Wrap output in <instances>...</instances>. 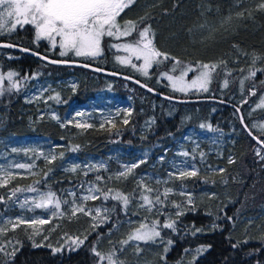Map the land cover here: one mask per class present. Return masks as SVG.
Listing matches in <instances>:
<instances>
[{
    "label": "trees",
    "instance_id": "16d2710c",
    "mask_svg": "<svg viewBox=\"0 0 264 264\" xmlns=\"http://www.w3.org/2000/svg\"><path fill=\"white\" fill-rule=\"evenodd\" d=\"M235 1L155 0L141 7V13L136 15L137 32L148 28L157 50L169 57L152 67L151 81H156L162 71L171 70L175 60L215 65L210 86L219 95L201 97L223 99L238 105L252 132L264 141V134L257 133L250 125L254 117L249 115L247 104L239 105L251 88L257 87L254 99L264 93V11L253 9L234 16L228 26L216 27L217 36L208 38L206 32L205 40H200L193 32L198 24L207 21L217 23L219 17L234 12L237 9ZM24 35L29 37L30 44L22 45L45 54L47 43H40L35 48L33 27L30 25L11 34H0V41H13L11 36L19 38ZM109 40L105 37V47ZM7 54L16 57L8 58ZM0 71H12L16 75L15 83L18 82L14 85L6 81L0 86V134L50 137L61 140L68 148L66 153L61 152L54 160L41 163L40 177L16 178L0 186V215L13 213L9 205L14 198L12 196L16 197L23 189L33 185L52 191L65 199L68 206V190H77L92 182L101 190L96 203L101 201L116 205V210L99 226L91 225V217L76 214L57 219L58 226L54 229L51 227L55 226V222L50 223L40 235H35L24 225L9 228L0 236V249H3L0 251V264H110L108 257L112 253L127 250L126 245L121 244L123 235L119 233L121 226H128L124 218L145 216L141 210L128 211L129 203H135L134 196L140 184L138 176L145 170H153L160 171L167 178V160L177 141L189 128L201 125L236 137L224 147L219 159L211 160L221 166L220 171H201L195 176L173 179L177 189L186 188L192 191V195L169 196V202L161 205L164 213L146 214L147 221L160 233L161 242L153 244L160 248L155 250L154 264L183 260H187L186 264H264V159H261L264 148L245 130L234 107L215 101L176 103L159 98L123 79L84 68L52 65L6 48H0ZM34 73L41 78L50 76L56 80L71 75L77 78L74 92L61 88L56 97V106L63 112L73 101L83 103L100 90L112 89L122 98H134L132 114L127 123L95 126L82 133L69 125L62 127L52 119L35 121L31 112L27 111L32 105L24 101L22 89L25 80H29ZM147 84L169 94L163 85ZM259 113L261 115L255 118L263 117L264 109ZM148 121L151 125L145 129ZM114 145H123L129 152L146 151L148 157L128 178L118 179L114 174L117 166L108 155ZM71 153L82 157L89 153L99 155L108 160L109 167L90 173L66 170L64 161ZM204 190L213 192L214 196L204 195ZM118 195L127 197V204L123 199H117ZM177 210L181 213L174 215L173 211ZM169 223L174 227H164ZM198 227L204 230L198 232ZM109 237L111 241H107ZM198 247L205 249L200 254L190 251ZM57 248L62 251L54 252ZM96 252L100 255L97 256ZM135 259L132 255L124 262L133 264Z\"/></svg>",
    "mask_w": 264,
    "mask_h": 264
},
{
    "label": "rangeland",
    "instance_id": "374dc122",
    "mask_svg": "<svg viewBox=\"0 0 264 264\" xmlns=\"http://www.w3.org/2000/svg\"><path fill=\"white\" fill-rule=\"evenodd\" d=\"M155 0H134L127 8H124L117 16L116 23L119 25L120 31L117 32L116 29L113 31L116 33L114 36L104 35L101 39V51L100 54L92 55H75L73 50H66L60 46V37L53 34V38L50 39L43 34L37 39V30L33 24H16L13 28L12 25L15 22L16 17H8L4 13L3 9H0V16L3 20L0 21V34H11L17 31L19 28H23L26 25L33 27V45L38 46L40 43H47V48L44 52L48 56H55L59 59H67L74 61H90L95 65L114 70L122 73H127L130 75H137L143 79L146 83H151L154 86H165L166 91L170 95H176L179 97L189 98V97H201L203 95H219L217 90L211 89L210 82L212 79V65L210 63L204 62H190V63H179L177 64L175 60L171 65V70H164L158 76V79L151 81V70L154 65L162 63L165 61L163 56L157 57L151 61V63L145 67L144 60L136 58V53H134L131 48L141 47L143 44H149L150 48L157 50L154 45V40L152 34L148 29V34L145 38H141L137 32V14H140V8L145 7ZM234 12L227 13L219 17V21L204 22L198 24L193 28V32L199 36L200 40L205 37V33L209 37L217 36L216 27L220 28L223 26H228L231 19L236 16H240L242 13L251 12L253 9L264 11V0H236L234 3ZM216 14V13H214ZM131 22V30L129 35H122L128 24ZM215 29V30H214ZM105 37L110 40L105 47ZM14 43L24 44L29 43L28 36H22L19 38L10 37ZM10 41V40H9ZM11 41V42H13ZM196 42V40H195ZM30 44V43H29ZM126 46H131L129 50H125ZM64 52V55H61ZM8 58L16 57L13 54H7ZM167 60V59H166ZM159 61V62H158ZM203 65H209L208 69H204ZM175 67V71H173ZM191 67L194 71H187L184 75V83L187 85L186 90L181 92L178 90L179 86L174 87L173 82L167 79V75L178 77L181 71ZM202 71L209 72V82L201 87L200 83L193 85L192 81ZM11 73V77H9ZM147 73V74H145ZM16 75L12 71H7L3 73L0 71V86L4 82L9 81L12 84L16 81ZM26 84L22 85L24 91V101L26 104H31L32 107L27 111L31 112V118L35 121H41L44 119H52L55 122L61 124L62 127L70 126L73 130L78 133L84 132L86 129L91 127H105L109 125H114L117 122H123L129 120L133 108H134V98L132 96H127L122 98V96L114 93L112 89L100 90L93 98L79 103L73 101L69 104L65 112L56 106V97L60 94L61 88H69L73 92L76 90L78 81L75 76H69L65 79H53L50 76L41 78L39 74L34 73L29 80H25ZM205 88L207 90H205ZM257 87L251 88L246 92L245 97L239 102L240 106L245 103L249 107V115L254 118L251 120L250 125L257 133L264 134V116L261 118H255L261 115L259 111L264 109V93L260 97L254 99ZM82 113V115H79ZM152 121V120H151ZM151 121L145 124V129L151 125ZM78 125H83L82 127ZM90 125V127H89ZM235 135L226 136L222 131L214 130L212 127H191L189 128L179 141H177L176 146L173 148V152L167 160V178H164L160 171L145 170L140 176H138L139 187L134 196L135 203L132 201L129 203L128 211L132 212L141 210L143 215L146 216L147 213H164L163 203L165 205L169 202V196L174 195H192V191L182 188V190L177 189L173 185V179L175 177H183L182 172L196 171V174L204 171L207 173H214L220 171L221 166L218 163H212L211 160L219 159L220 154L223 153L224 147L229 143L234 141ZM68 151L67 144L63 143L61 140L53 139L50 137H27L19 135H4L0 134V186H4L10 181L16 178L31 179L32 177L41 176V163H46L54 160L58 157L61 152L66 153ZM187 153V155H184ZM115 162L117 168L114 171L115 176L118 179L128 178L136 169L132 168L130 172L126 171L132 165H139L141 161L147 159L146 151L135 150L129 152L123 145H114L110 153H108ZM54 157V159H53ZM162 158V157H161ZM160 158V159H161ZM23 165L24 167H20ZM115 166V167H116ZM63 167L66 170L72 171H83L90 173L96 169H108L109 162L103 157L89 153L85 157L79 156L77 153H71L64 161ZM125 173V175H121ZM192 176V175H185ZM48 193H52V197H48ZM165 193H167L165 195ZM204 195L214 196L211 191L204 190L202 192ZM68 195L70 196V202L66 206L65 199H61L55 195L52 191L47 189H42L37 185L29 186L23 189V191L15 196L9 201V205L14 210L11 214L0 215V236H2L9 228L15 229L19 225H24L35 235H40L46 229L50 223L55 222L51 228H56L58 226L57 219L63 217H68L76 214H83L87 217H91L90 223L93 226H99L105 221L108 216L116 210V205H107L104 202L96 203L101 195V190L96 184L92 182H87L83 186L76 189L68 190ZM42 197L45 198L42 201ZM85 197H89L85 199ZM96 197V198H91ZM144 197L152 201L151 204L146 203ZM159 197V200H157ZM171 200H174L173 198ZM156 201L158 204L155 205ZM45 202L46 207H36V204ZM173 202V201H172ZM59 203L57 208L55 205ZM161 207H160V206ZM164 205V204H163ZM83 209V211L77 210L73 214V209ZM180 211H173L174 215H178ZM145 216L131 215L124 218L128 226H121L119 233L123 235L121 239V244L126 245L127 250L124 253H112V260L116 264H127L124 262L125 258H130L132 255L137 257L133 264H154V259L157 252L155 250H160L156 248L153 244L161 242L159 236L153 237L151 240H138L135 239V235L143 234L146 231H156L155 227L148 222ZM40 220L46 221L45 223H39ZM23 221V223H21ZM203 231L202 228H197ZM196 229V231H197ZM199 232V231H198ZM109 237L107 241H111ZM116 243V242H115ZM119 245V241L117 242ZM14 244H12V247ZM198 249L200 251H198ZM205 249V248H203ZM202 247H198L194 250H190L193 254H200L203 251ZM145 254H141V252ZM160 253V251L158 252ZM187 260L178 261L171 264H186ZM164 264V263H160Z\"/></svg>",
    "mask_w": 264,
    "mask_h": 264
},
{
    "label": "snow or ice",
    "instance_id": "6c2138e0",
    "mask_svg": "<svg viewBox=\"0 0 264 264\" xmlns=\"http://www.w3.org/2000/svg\"><path fill=\"white\" fill-rule=\"evenodd\" d=\"M133 2L134 0H0V9H3L8 17H12L13 15L16 17L15 22L12 25L13 28L16 24H33L37 30V39L40 38L41 34L52 39L54 34L55 36L60 37L61 48L73 50L77 56H95L100 54L102 37L104 35H116L113 29H116L117 32L120 31L119 25L116 23V16ZM2 20L3 17L0 16V21ZM131 27V22H129L128 28H126L121 34L125 36L129 35ZM147 34V28L139 33L141 38H145ZM149 44H151V41L147 44H143L141 47L131 48V46H126L125 50L127 51L131 48V50L137 54V59H141L142 57L145 67L157 57L163 56L164 59L169 58L165 54L150 48ZM64 54V52H61V55ZM176 63L178 64L179 61H176ZM211 67L214 69L215 65H212ZM203 68L208 69L209 65H203ZM173 71H175V67H173ZM187 71H194V69L191 67L184 69L181 71L180 76L175 78L167 74L165 75L168 80L173 82L174 87L179 86L178 90L183 92L187 87L184 83V75ZM11 75L12 74L9 73V77H11ZM253 75H255V73H253ZM208 78L209 72L202 71L196 79L192 81V84L195 85L199 82L201 87H204V85L209 82ZM226 84L227 82H225V86ZM149 90L151 91V89ZM205 90L207 89L205 88ZM79 115H82V113H79ZM124 122L127 123L128 121L125 120ZM78 126L82 127L83 125ZM201 127H204V125H201ZM261 143H264V141H261ZM184 155H187V153H184ZM261 159H264V157H261ZM230 162L232 161L230 160ZM141 163H143V161H141ZM20 167L24 166L20 165ZM135 167H138V165L134 164L130 168H127L126 171L130 172L131 169ZM121 175H125V173H121ZM181 175L195 176L196 171L182 172ZM166 194L167 193H165V195ZM52 196V193H48L49 198ZM88 198L89 197H85V199ZM41 199L42 201L45 200L44 197ZM117 199H123L125 204L128 202L127 197H120L118 195ZM144 200L148 204L152 203L147 197H144ZM157 200H159V197H157ZM46 206L47 204L45 202L36 204V207ZM55 206L58 208L59 203ZM77 210L83 211L82 208L73 209V214H75ZM45 222L46 221L44 220L39 221L41 224ZM21 223H23V221H21ZM164 227L173 228L174 224H165ZM197 231L200 230L197 229ZM159 235V232L146 231L143 234L135 235L134 238L138 240H151L153 237ZM77 242L83 243V241H74V243ZM0 251H3V249H0ZM60 251H62V249H54V252ZM198 251L200 250L198 249ZM96 255L99 256L100 253L96 252ZM108 260L110 264H116V262L112 260L111 255L108 257Z\"/></svg>",
    "mask_w": 264,
    "mask_h": 264
},
{
    "label": "water",
    "instance_id": "95a60500",
    "mask_svg": "<svg viewBox=\"0 0 264 264\" xmlns=\"http://www.w3.org/2000/svg\"><path fill=\"white\" fill-rule=\"evenodd\" d=\"M0 48H6V49L14 50L16 52L24 53L26 55L33 56V57H35L41 61H44V62L52 64V65L84 68V69H87V70H90V71H93V72H96V73H99L102 75H108V76L116 77L119 79H123V80L129 81L135 85H138L139 87L145 89L146 91H148L149 93H152L153 95H156L159 98L166 99L169 101H173L176 103H194V102H200V101H215V102H219L222 104L230 105L237 110L240 121H241L243 127L245 128V130L249 133V135L261 147L264 148V143H261V141H263V140L260 139L259 137H257L255 135V133L252 132V130L250 129L248 124L246 123L241 108L238 105L230 103L226 100L218 99V98H212V97H210V98H203V97L184 98V97L172 96V95L166 94L162 91L155 89L154 87L150 86L149 84L145 83L143 80H141L138 77H135L133 75L114 71V70L105 69V68H102V67H99L97 65H94V64H91L88 62H84V61H74V60L53 58V57L48 56L44 53H41L37 50H34V49L29 48L27 46H24V45H21L18 43H14L11 41H6V40L0 41ZM149 89H151V91Z\"/></svg>",
    "mask_w": 264,
    "mask_h": 264
},
{
    "label": "flooded vegetation",
    "instance_id": "af4514ba",
    "mask_svg": "<svg viewBox=\"0 0 264 264\" xmlns=\"http://www.w3.org/2000/svg\"><path fill=\"white\" fill-rule=\"evenodd\" d=\"M30 48V47H29ZM33 49V48H32ZM35 50V49H34Z\"/></svg>",
    "mask_w": 264,
    "mask_h": 264
}]
</instances>
